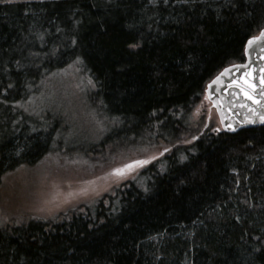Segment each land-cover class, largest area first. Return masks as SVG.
I'll use <instances>...</instances> for the list:
<instances>
[{
    "label": "trees",
    "instance_id": "obj_1",
    "mask_svg": "<svg viewBox=\"0 0 264 264\" xmlns=\"http://www.w3.org/2000/svg\"><path fill=\"white\" fill-rule=\"evenodd\" d=\"M262 27L264 0H0V177L51 148L55 124L34 129L26 104L65 74L95 97L104 144L171 140L141 185L59 219L0 223V264H264V126L189 121Z\"/></svg>",
    "mask_w": 264,
    "mask_h": 264
},
{
    "label": "rangeland",
    "instance_id": "obj_2",
    "mask_svg": "<svg viewBox=\"0 0 264 264\" xmlns=\"http://www.w3.org/2000/svg\"><path fill=\"white\" fill-rule=\"evenodd\" d=\"M54 81L26 104L34 129H51L55 124L51 148L36 163H25L0 177V223L4 228L29 220L59 219L96 202L122 181L133 179L141 185L144 168L155 164L160 170L163 165L159 161L170 152L164 149L170 148L171 140L162 141V138L149 147H132L131 151L121 146L119 149L116 141L104 144L102 140L110 130L108 121L95 105V97L91 94L87 97L86 84L80 76L65 74ZM56 106L66 118H59L61 110ZM189 121L198 131L203 123L205 131L218 126L214 110L204 99L194 108ZM182 133H179L182 141H190L192 135L187 131ZM153 156L156 158L151 159ZM144 159L149 163L134 167L122 177L112 174L113 168ZM54 196L57 198L53 199Z\"/></svg>",
    "mask_w": 264,
    "mask_h": 264
},
{
    "label": "water",
    "instance_id": "obj_3",
    "mask_svg": "<svg viewBox=\"0 0 264 264\" xmlns=\"http://www.w3.org/2000/svg\"><path fill=\"white\" fill-rule=\"evenodd\" d=\"M261 29L246 40L243 49L244 59L224 66L205 85L204 100L214 110L219 126L218 130L222 132L233 134L245 128L264 126V122H261L259 117L250 111V109H255L257 113H264V107L247 99L241 91V87L237 86H243L245 90L254 95L255 99L264 103L260 87L261 76L264 75L261 72V69H264V38L250 46L247 43L251 37L259 36ZM224 69H228V71L224 72ZM249 73L250 75H248ZM245 80L248 81V84H244ZM213 81L215 82L213 83ZM233 81L236 84H233ZM251 84L256 85L254 91L248 87ZM249 120L255 122L249 123L247 122ZM227 125H232V128H228Z\"/></svg>",
    "mask_w": 264,
    "mask_h": 264
},
{
    "label": "snow or ice",
    "instance_id": "obj_4",
    "mask_svg": "<svg viewBox=\"0 0 264 264\" xmlns=\"http://www.w3.org/2000/svg\"><path fill=\"white\" fill-rule=\"evenodd\" d=\"M165 3H167V0H165ZM58 31H59V29H58ZM261 38H264V29H261V30H260V34H259V36H253V37H251V38L248 40L247 43H248V45L250 46V45H252L254 42L260 40ZM72 42L75 43V42H76L75 39H73ZM129 47H131V48H136V47H138V45L135 44V43H133V44H130ZM246 51H247V48H246ZM227 71H228V69H224V72H227ZM261 72L264 73V69H261ZM221 75H223V73H221ZM248 75H250V73H249ZM217 79H219V77H217ZM214 82H215V81H213V83H214ZM232 83H233V84H236L235 81H233ZM244 84H248V81L245 80V81H244ZM230 86H231V85H230ZM237 86H238V87H241V91L244 93V95H245V97H246L247 99L252 100L253 103L258 104V105H260L261 107H264V103H262L261 100H257V99H255L254 95L251 94L249 91L245 90L243 86H241V85H237ZM248 87H249L250 89H252V91H254L255 88H256V85L251 84V85H248ZM260 87H261V89H262V91H261V96L264 97V75L261 76ZM213 103H215V102H213ZM250 111H251L254 115L258 116V117H259V120H260L261 122H264V113H257L255 109H250ZM247 122H249V123H253V122H255V121H254V120H249V121H247ZM227 127L231 129V128H232V125H227ZM193 139H196V137H193ZM167 151H169V149H168V148H165V149H164V152H167ZM160 154L163 155V153H160ZM155 158H156V157H154V156L151 157V159H155ZM147 163H149V160H147V159H144V160H133V161H131L130 163H126V164H124L122 167L113 168V169H112V174H114L115 176H118V177H122V176L125 175L126 172L133 170L134 167L143 166V165H145V164H147ZM81 191H82V192H86L87 190H86V189H81ZM58 195H59V194H57V196H58ZM67 195H68V196H71L72 193H68ZM56 198H57L56 196L53 197V199H56Z\"/></svg>",
    "mask_w": 264,
    "mask_h": 264
}]
</instances>
